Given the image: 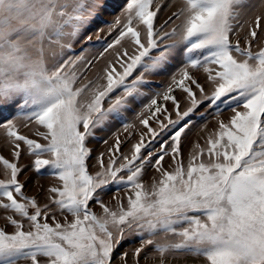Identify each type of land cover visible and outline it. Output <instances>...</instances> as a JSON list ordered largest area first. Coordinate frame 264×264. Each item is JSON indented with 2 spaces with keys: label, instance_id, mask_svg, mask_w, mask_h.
Returning <instances> with one entry per match:
<instances>
[{
  "label": "snow or ice",
  "instance_id": "obj_1",
  "mask_svg": "<svg viewBox=\"0 0 264 264\" xmlns=\"http://www.w3.org/2000/svg\"><path fill=\"white\" fill-rule=\"evenodd\" d=\"M0 264H264V0H0Z\"/></svg>",
  "mask_w": 264,
  "mask_h": 264
},
{
  "label": "rangeland",
  "instance_id": "obj_2",
  "mask_svg": "<svg viewBox=\"0 0 264 264\" xmlns=\"http://www.w3.org/2000/svg\"><path fill=\"white\" fill-rule=\"evenodd\" d=\"M43 183H47V181H42Z\"/></svg>",
  "mask_w": 264,
  "mask_h": 264
}]
</instances>
